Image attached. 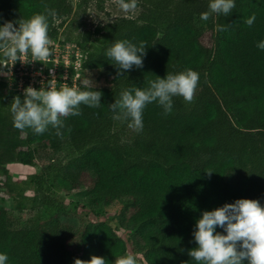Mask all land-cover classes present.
Instances as JSON below:
<instances>
[{
  "label": "trees",
  "instance_id": "obj_1",
  "mask_svg": "<svg viewBox=\"0 0 264 264\" xmlns=\"http://www.w3.org/2000/svg\"><path fill=\"white\" fill-rule=\"evenodd\" d=\"M235 3L229 16L203 21L205 0H139L135 18L121 17L72 39L66 35L63 43L73 41L85 52L83 69L97 71L104 83L79 86L102 92V106L82 105V115L64 118L63 139L51 128L43 135L15 129L10 104L23 95L0 78V176L9 196L30 202L38 213L35 226L15 228L11 211L0 205V253L8 255L7 264H74L92 256L115 264L127 250L119 227L129 234L131 254L145 264H196L187 253L197 246L193 232L202 212L238 199L264 206V50L256 46L264 41V0ZM45 5L56 19L72 12L68 0H0V26L44 13ZM252 14L256 20L249 27L245 21ZM55 20L50 18L51 40L62 26ZM227 24V31L216 30ZM120 40L147 43L143 68L117 76L106 52ZM187 69L199 73L194 102L175 97L167 116L149 104L139 133L112 118L108 105L121 91L148 88L156 77ZM10 163L40 170L12 182ZM87 171L94 178L85 193L91 211L81 213L73 230L60 222L68 209L52 194L75 193ZM27 191L33 196L25 197ZM114 202L120 216L100 218Z\"/></svg>",
  "mask_w": 264,
  "mask_h": 264
},
{
  "label": "clouds",
  "instance_id": "obj_2",
  "mask_svg": "<svg viewBox=\"0 0 264 264\" xmlns=\"http://www.w3.org/2000/svg\"><path fill=\"white\" fill-rule=\"evenodd\" d=\"M121 11L134 13L139 0H115ZM236 7L235 0H210L208 11L201 13L200 19L208 21L212 15L229 16ZM54 9L44 6V13L18 21H5L0 26V53L6 61L15 64L29 54L33 62H47L53 56L49 36L50 18L55 20ZM256 20L252 14L245 23L251 27ZM18 25V26H17ZM227 25H217V31H227ZM264 50V41L257 43ZM147 43L134 44L128 40L116 41L107 49L106 56L114 61L117 76L125 72L143 68ZM66 80L67 77L65 76ZM85 86L91 89L96 85L86 79ZM199 73L187 69L177 74H166L149 82L148 88L132 87L123 90L120 98L108 105L112 118L127 122L128 128L139 133L143 131L145 108L156 103L163 109V115L172 113L174 98L182 97L186 103L194 102L198 88ZM102 92L98 90H79L64 84L61 88L35 89L31 86L21 96H14L10 104L13 126L23 132L32 129L35 134L43 135L49 128L63 139L64 118L82 115L81 106L100 108ZM69 132L71 129H67ZM210 177L213 172H206ZM217 228L223 230L217 231ZM195 248L188 250V256L196 264H264V206L258 200L238 199L224 204L212 211H204L196 221L193 232ZM9 257L0 253V264H7ZM74 264H109L106 258L92 256L90 260L76 259ZM115 264H138L134 254L126 253L115 259Z\"/></svg>",
  "mask_w": 264,
  "mask_h": 264
},
{
  "label": "rangeland",
  "instance_id": "obj_3",
  "mask_svg": "<svg viewBox=\"0 0 264 264\" xmlns=\"http://www.w3.org/2000/svg\"><path fill=\"white\" fill-rule=\"evenodd\" d=\"M206 3H210V0H205ZM72 7V12L67 18L56 19L55 25H62L59 29L60 34L53 40H62L66 35H70L71 39L75 38L78 33L89 31L92 33L97 25L113 22L118 18H135L139 12L140 7L138 3L137 10L132 14H126L120 10L115 0H68ZM209 10V9H208ZM63 23V24H61ZM80 24L77 28V24ZM82 24V25H81ZM64 34L62 35V33ZM64 40V39H63ZM71 43V42H64ZM73 43V41H72ZM0 75H7V71L1 68L0 63ZM97 74L83 72L79 80V85H85V80L90 79L96 85V87L102 85L103 80L97 79ZM3 79V78H2ZM4 80V79H3ZM6 82V81H5ZM7 83V82H6ZM8 85V84H7ZM8 172L12 182H21L27 179L31 174L38 173L40 168L22 166L17 163H10L8 166ZM94 178L87 171L82 175L80 189L74 191L73 194H65L62 192H54L52 196L58 201L63 202L68 211L66 214L60 216V222L62 224L71 226L73 230L80 227L82 219L81 213L84 211H91V208L85 201V193L92 186ZM25 197H32L33 193L30 191L25 192ZM0 205L11 211V225L15 228L28 227L31 228L38 223V213L31 206L28 201H23L16 196H9L8 189L5 186V179L0 176ZM105 215L100 218L110 219V217L121 214V208L118 203H111L105 208ZM131 210H126V217L131 215ZM89 217L92 219L94 215L89 212ZM118 235L126 242V253H131V245L128 240V232L119 227L117 231ZM138 264H145L141 257L136 256Z\"/></svg>",
  "mask_w": 264,
  "mask_h": 264
},
{
  "label": "built area",
  "instance_id": "obj_4",
  "mask_svg": "<svg viewBox=\"0 0 264 264\" xmlns=\"http://www.w3.org/2000/svg\"><path fill=\"white\" fill-rule=\"evenodd\" d=\"M51 48L53 56L47 62H33L30 54L15 64L2 61L1 68L7 71V75H0V78L7 82L9 89L23 95L24 89L29 86L37 90L41 87L59 89L67 84L79 89L83 72L97 74V71L83 69L86 54L78 44L53 40Z\"/></svg>",
  "mask_w": 264,
  "mask_h": 264
}]
</instances>
